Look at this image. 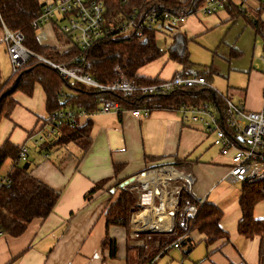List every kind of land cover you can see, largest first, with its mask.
<instances>
[{"label": "crops", "instance_id": "obj_1", "mask_svg": "<svg viewBox=\"0 0 264 264\" xmlns=\"http://www.w3.org/2000/svg\"><path fill=\"white\" fill-rule=\"evenodd\" d=\"M228 2V9L224 7L212 14L196 11L193 13L195 17L184 19L178 32L189 38L188 33L193 28L211 26L221 16L234 20L242 15L248 23L255 18L264 21V5L257 0ZM2 35L3 28L0 26V42H3ZM54 44L58 45L56 41ZM164 55L166 60L162 59ZM164 55L140 67L137 76L168 79L181 69V65L169 59L167 53ZM168 62L172 64L169 70L165 69ZM211 78L210 75L207 80L210 82ZM263 86L264 74L249 71L247 84L242 89L243 98L237 103L250 110H261ZM224 96L231 100L229 95ZM252 97L255 99L252 100ZM12 98L15 104L10 114L0 117V147L6 140L15 146L25 145L27 157L23 162L29 165L30 175L57 192L58 198L47 216L31 219L21 234H0V264H107L111 258L108 250L101 247V241L106 236L116 240L114 259L121 260L122 256L125 264H136L140 258L154 255L152 261L157 262V257L174 247L171 242L159 250L161 244L171 239L168 238L173 236V232H167L165 238L154 239L153 245L158 251L150 253L147 247L151 234L142 231L134 234L132 223L128 229L108 226L105 212L114 201L122 181L140 175L148 168L164 166L180 167V172L194 175L193 196L212 203L222 211L219 225L226 235L209 245L205 244L206 258L194 264H259L264 235L244 237L237 229L241 217L238 200L243 183L230 182L226 178L229 158L220 155L218 148L212 145L213 136L199 124L182 122L180 111L152 109L146 118H137L127 109L119 113L95 111L80 116L76 125L81 126L87 120L91 122V143L82 154L73 143L47 146L44 143L47 140L40 139L48 113L46 96L39 84H35L32 95L15 91ZM8 160L10 164L4 175L11 169L12 161L8 158L6 162ZM114 165L120 166L117 174L114 173ZM102 179L108 181L85 198V194ZM157 180L154 185L146 183L147 187L155 188ZM118 181V187L113 188ZM236 184L241 185L239 190ZM253 212L254 217H263L264 200L255 205ZM150 214L155 215L154 212ZM142 217L143 214H140L139 218ZM187 236L192 242L204 239V235L196 230L184 238Z\"/></svg>", "mask_w": 264, "mask_h": 264}, {"label": "trees", "instance_id": "obj_2", "mask_svg": "<svg viewBox=\"0 0 264 264\" xmlns=\"http://www.w3.org/2000/svg\"><path fill=\"white\" fill-rule=\"evenodd\" d=\"M205 0H103L105 5V26L110 28L107 38L98 40L87 51L90 62L89 73L101 84H108L119 73L128 78H135L139 83H152L157 78L137 76L140 67L167 53L168 58L181 65L185 74H191L192 62L189 58V38L185 34L176 32L171 36L170 44L164 51L157 43L155 30L146 26H134L129 31H122L121 26L131 21L132 15L136 23L149 14L156 12H170L175 15L195 13ZM264 5V4H262ZM44 2L42 0H0V26H5L12 32H20L23 35L22 44L35 55L47 58L55 63L68 62L75 54V48L59 52L54 46L40 45L37 43L32 27L33 21L40 15ZM229 2L226 0L224 7L228 9ZM256 36L260 35L264 40V21L260 18L250 22ZM140 33V34H139ZM31 55L28 61L12 76L2 83L0 92V117L8 116L15 101L12 94L20 91L27 96L32 95L35 84H39L46 96V112L48 117L53 111L65 107H83L92 113L97 110L98 102L103 98H111L118 102L123 109L149 107L150 109H177L182 103L198 104L207 102L223 105L219 93L208 87L179 88L166 95H142L133 93L124 95L121 92H101L87 87L81 83L65 84L61 74L53 67L38 60L37 56ZM211 74L207 75L209 77ZM11 85L10 89L4 88ZM68 87L70 93L59 98L58 92ZM89 120L85 124H64L60 126L58 134L44 143L47 146H65L75 144L84 154L90 146ZM19 146L6 140L0 147V167L10 158L11 169L6 176L10 179L9 186H0V234L6 233L17 236L21 234L27 223L36 217L47 216L58 194L50 187L30 175L29 165L19 160ZM120 170V166L114 165V173ZM145 171V170H144ZM108 181L102 179L85 194L90 197ZM120 181L114 183L117 188ZM127 187V186H126ZM118 188L114 201L105 212L106 224L121 226L125 229L130 225V214L134 212V196L127 188ZM264 200V178L256 181H246L242 184L238 204L241 217L237 229L244 237L264 235V215L261 218L254 217V207ZM198 204V211L193 219L185 221L181 214L182 207L188 203ZM222 215L220 208L203 200L201 204L193 199L192 195L185 190L179 194V211L176 216L174 231L175 235L170 240L161 244L163 249L171 242L177 240L180 235H188L191 231L204 235V243L209 245L213 240L225 236L226 232L221 229L219 221ZM264 243L259 250V264H264ZM178 245L187 246L182 252L188 256L195 246V242L187 236ZM102 249L108 250V256L114 258L117 253L115 238L106 236L101 241ZM142 256V255H140ZM154 255L140 258L136 264H153Z\"/></svg>", "mask_w": 264, "mask_h": 264}, {"label": "built area", "instance_id": "obj_3", "mask_svg": "<svg viewBox=\"0 0 264 264\" xmlns=\"http://www.w3.org/2000/svg\"><path fill=\"white\" fill-rule=\"evenodd\" d=\"M264 4V0H257ZM226 0H205L197 11L202 14H212L223 9ZM132 17V18H131ZM185 15H175L170 12H150L142 17L138 23L131 15V21L121 26V32L129 31L134 26H146L155 30L156 37L170 38L178 32L183 23ZM105 5L103 0H50L44 2L40 15L33 21L35 39L40 45H49L59 52L75 48L76 52L68 62H53L42 56L35 55L23 44V35L20 32H12L5 26L3 28L2 41L5 43L7 53L12 65L13 72L23 66L31 55L37 56L38 60L56 69L62 76L65 84L81 83L87 87L101 92L118 91L124 95L140 93L142 95H166L179 88L208 87L212 89L207 80L210 72L185 74L181 69L176 70L168 79H158L152 83H139L135 78H128L119 73L118 77L108 84L97 82L89 73L90 62L87 51L98 40L110 35V28L105 24ZM49 27L48 29L46 27ZM140 34V33H139ZM58 45H55L54 42ZM256 68V67H254ZM259 68L264 74V56L260 57ZM258 68H256L257 70ZM63 88L58 92V97H65ZM223 105L201 102L198 104L182 103L176 110L181 112V120L184 123L199 124L207 134H211L212 145L218 148L220 155L229 158V171L227 179L230 182L256 181L264 178V86L261 110L247 109L242 103H233L226 96L219 94ZM123 108L117 101L111 98H103L97 104V112H121ZM137 118H146L152 109L149 107H138L128 109ZM90 112L85 108L65 107L60 108L49 116L43 126L42 141L48 140L58 134L60 126L64 124H76L80 116L88 115ZM19 160L25 161L27 147L19 146ZM170 169L177 172V176L158 179L154 187H144L143 183L135 176V181L141 183L142 188L151 192L148 197L149 204L141 211L135 219H131L134 234L139 231L174 232L175 220L179 211V194L185 190L191 194L199 204L203 199L195 198L192 194V185L195 176L183 173L173 166H164L152 170ZM149 171L145 170L140 174ZM181 180V184L172 183ZM158 183L163 185L162 192L158 191ZM10 179L7 176L0 177V186H9ZM171 190H166L170 187ZM131 183L127 186H130ZM126 187V186H125ZM124 187V188H125ZM132 187V186H131ZM153 194V195H152ZM159 198L157 206H152L155 196ZM145 202V203H147ZM154 212L158 217L165 214L168 217L169 227L164 224L160 228H144L145 222L139 215L145 210ZM198 211V204L188 203L182 207L181 214L185 221L193 219ZM186 235H180L172 242V246L178 247L179 240Z\"/></svg>", "mask_w": 264, "mask_h": 264}, {"label": "rangeland", "instance_id": "obj_4", "mask_svg": "<svg viewBox=\"0 0 264 264\" xmlns=\"http://www.w3.org/2000/svg\"><path fill=\"white\" fill-rule=\"evenodd\" d=\"M191 17H195V15L187 16L188 19ZM218 18V22L212 23L211 26L203 29L193 28L192 31L188 33L190 39L188 42V52L190 61L192 62L191 70L194 73L210 72L212 76L209 82L210 87L219 94L229 95L231 101L236 104L243 98L242 89L247 84L249 71L258 72L261 70L259 64L260 57L264 56V40L260 35L256 36L253 27L242 15H238L234 20H228L222 16ZM156 38L160 48L165 51L170 44V38L165 40L160 35ZM162 59L166 60V56L164 55ZM171 67V62H168L165 69L169 70ZM254 67L258 69L255 70L256 68ZM12 73L13 69L6 45L0 42V81L7 80L12 76ZM1 82L0 92L3 86ZM11 85L12 84L5 87L3 91L10 89ZM239 88H241V90ZM64 91L70 93V90L68 87L66 88V86H64ZM227 91H229V94ZM254 99L255 98L252 97V100ZM8 164H10L9 160L7 162L5 161L0 167L1 176H6L4 174ZM152 169L157 168H148L146 170L151 171ZM176 169L182 171L180 167H176ZM180 181L181 180H176V182L172 183L181 184ZM157 185L158 191L162 192V189H164L163 185L160 183ZM240 186V184H236L238 190ZM172 187L173 184L170 187H166V190H171ZM126 188L128 191L132 192L134 196L133 208L135 210L130 214L129 226H131V219H135L149 204L147 200L148 197H151V192L143 189L141 183L138 181L132 182L131 185ZM159 201V198L155 196L152 206H157ZM147 232V234H151L152 238L149 240L147 249L150 250V253L157 252L158 250L153 245L154 239L165 238L167 233L153 232V230ZM172 234L175 235V231ZM170 238L171 237L168 239ZM186 247L187 246H182L180 248L171 247L165 254L157 257V262L153 264H194L207 256L205 243L201 240H195V247L187 257L182 254V250L184 251ZM139 252L143 251L140 250ZM107 264H125L124 257L121 256V260L111 258L107 261Z\"/></svg>", "mask_w": 264, "mask_h": 264}, {"label": "bare ground", "instance_id": "obj_5", "mask_svg": "<svg viewBox=\"0 0 264 264\" xmlns=\"http://www.w3.org/2000/svg\"><path fill=\"white\" fill-rule=\"evenodd\" d=\"M177 172L175 170L170 169V171H157V170H151L144 172L137 177L141 182H143L144 187H147L146 183H152L154 185V181L157 179H166L168 177H175L177 176ZM145 183V184H144ZM153 213V212H152ZM143 214L142 219L145 222L144 228L151 229V228H160L162 224H164L166 227H169L168 223V217L165 214H161L159 217L156 215V210H154V214H150L149 210L142 212ZM157 220V222H156Z\"/></svg>", "mask_w": 264, "mask_h": 264}, {"label": "water", "instance_id": "obj_6", "mask_svg": "<svg viewBox=\"0 0 264 264\" xmlns=\"http://www.w3.org/2000/svg\"><path fill=\"white\" fill-rule=\"evenodd\" d=\"M135 181V176L133 177H130L124 181H122L120 184H119V188H124L125 186L129 185L130 183L134 182ZM144 233H148L147 231H144Z\"/></svg>", "mask_w": 264, "mask_h": 264}, {"label": "flooded vegetation", "instance_id": "obj_7", "mask_svg": "<svg viewBox=\"0 0 264 264\" xmlns=\"http://www.w3.org/2000/svg\"><path fill=\"white\" fill-rule=\"evenodd\" d=\"M0 100H1V98H0Z\"/></svg>", "mask_w": 264, "mask_h": 264}]
</instances>
